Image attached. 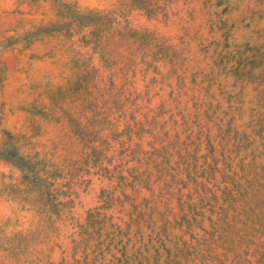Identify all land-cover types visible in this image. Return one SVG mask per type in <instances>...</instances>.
I'll return each mask as SVG.
<instances>
[{"label": "rangeland", "instance_id": "obj_1", "mask_svg": "<svg viewBox=\"0 0 264 264\" xmlns=\"http://www.w3.org/2000/svg\"><path fill=\"white\" fill-rule=\"evenodd\" d=\"M0 264H264V0H0Z\"/></svg>", "mask_w": 264, "mask_h": 264}, {"label": "trees", "instance_id": "obj_2", "mask_svg": "<svg viewBox=\"0 0 264 264\" xmlns=\"http://www.w3.org/2000/svg\"><path fill=\"white\" fill-rule=\"evenodd\" d=\"M8 154L9 155H5L7 159L13 158L12 160L17 166H19V167L22 166V164H23L22 162L23 161H22V159H21V157L19 155H15V153H12L11 151H9Z\"/></svg>", "mask_w": 264, "mask_h": 264}]
</instances>
